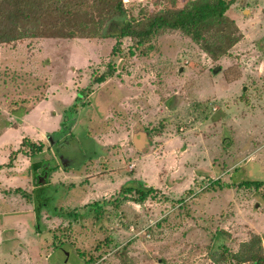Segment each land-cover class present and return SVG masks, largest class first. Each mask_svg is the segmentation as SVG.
<instances>
[{"label":"rangeland","instance_id":"rangeland-1","mask_svg":"<svg viewBox=\"0 0 264 264\" xmlns=\"http://www.w3.org/2000/svg\"><path fill=\"white\" fill-rule=\"evenodd\" d=\"M190 1L124 6L136 25ZM225 21L218 60L180 31L121 39L113 55L121 19L108 38L0 46V264H240L255 235L264 249V187L241 185L264 182V0H238ZM38 138L42 153H22ZM133 181L153 196L122 195Z\"/></svg>","mask_w":264,"mask_h":264},{"label":"trees","instance_id":"trees-1","mask_svg":"<svg viewBox=\"0 0 264 264\" xmlns=\"http://www.w3.org/2000/svg\"><path fill=\"white\" fill-rule=\"evenodd\" d=\"M237 1L191 0L181 8L160 10L141 24L139 22L135 25L127 17L124 0H0V46L36 38L92 39L99 35L108 38L112 35L109 27L121 19L123 23L115 36L118 41L113 55L119 52L121 39H134L135 47L139 48L167 31H180L199 45L210 58L218 60L228 54L232 45L219 39V36L225 35L224 28L228 26L225 15ZM88 5L98 10L102 7L104 11V18L96 25V20L91 19L90 15L82 16ZM104 26L106 27L103 29ZM109 69L95 79L96 84L105 83L114 76L115 68ZM67 124V121L63 122V132H66ZM24 144L30 150L21 151L30 158L44 151L43 143L37 145L25 141ZM13 159L14 153L10 157L11 162ZM218 181L213 184L219 185ZM132 183L135 186H123L122 195L134 193L138 203H144L153 196V188H147L141 181ZM241 185L259 190L264 187V182L247 180ZM92 210L102 214L99 204ZM242 250L243 255L235 256L240 264H264V249L260 236L255 235L251 241L244 243Z\"/></svg>","mask_w":264,"mask_h":264},{"label":"water","instance_id":"water-1","mask_svg":"<svg viewBox=\"0 0 264 264\" xmlns=\"http://www.w3.org/2000/svg\"><path fill=\"white\" fill-rule=\"evenodd\" d=\"M220 70L221 68L217 67L213 70V72L214 74H217ZM48 141L51 143V145L55 143L53 136H48ZM133 143L137 150H142L146 145V134L138 133L134 135Z\"/></svg>","mask_w":264,"mask_h":264},{"label":"crops","instance_id":"crops-1","mask_svg":"<svg viewBox=\"0 0 264 264\" xmlns=\"http://www.w3.org/2000/svg\"><path fill=\"white\" fill-rule=\"evenodd\" d=\"M48 89V88H47ZM47 98H40V99H38L37 101H36V103H34V105H32V107L26 112V113H30L34 108H37L38 106H39V104L40 103H43V102H50V98H52V97H50V98H48L49 97V95L48 96H46ZM53 107L55 108V112H56V114H58V112L60 111L61 112V107L62 106H60V101L59 102H55V103H53ZM60 107V108H59ZM68 107V106H67ZM64 108V107H63ZM63 108H62V111H63ZM27 121H25V125L27 124L26 123ZM38 141V142H37ZM46 143V141L44 142V140L43 139H36V140H33L32 141V143H34V144H40V143ZM48 185V184H47Z\"/></svg>","mask_w":264,"mask_h":264}]
</instances>
